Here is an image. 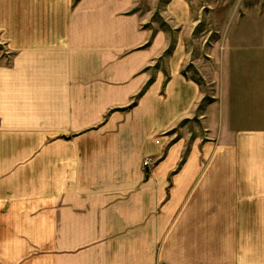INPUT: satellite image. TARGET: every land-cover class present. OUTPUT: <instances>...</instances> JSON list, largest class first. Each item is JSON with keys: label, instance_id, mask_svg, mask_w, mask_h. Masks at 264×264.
Listing matches in <instances>:
<instances>
[{"label": "crops", "instance_id": "0c3cea01", "mask_svg": "<svg viewBox=\"0 0 264 264\" xmlns=\"http://www.w3.org/2000/svg\"><path fill=\"white\" fill-rule=\"evenodd\" d=\"M56 5L0 0V207H24L8 211L11 232L41 217L29 197L40 184L29 181L40 138H57V123L83 114L84 251L50 264H264V50L257 62L236 51L230 61L226 48L221 76L208 75L218 87L206 93L186 69L190 29L172 35L169 53L170 35L154 33L152 14L133 0ZM145 157L154 162L144 172ZM22 172L23 191L8 197ZM57 175L35 174L54 184Z\"/></svg>", "mask_w": 264, "mask_h": 264}, {"label": "rangeland", "instance_id": "374dc122", "mask_svg": "<svg viewBox=\"0 0 264 264\" xmlns=\"http://www.w3.org/2000/svg\"><path fill=\"white\" fill-rule=\"evenodd\" d=\"M49 1L56 2L58 4L56 6L60 8L67 5L74 7L83 0ZM96 1L113 2V0H84V2ZM133 1L138 4L140 12L146 11L147 14H152V21L148 26L154 29V33L155 30L163 29L170 35L172 42L169 53H171V47L175 45L172 35L187 33L189 29L191 30L190 33L194 36L195 42L190 41L191 43H189L190 63L186 69L189 75L191 74L199 81L202 90L206 93L215 91V88L218 87L219 81H211L208 75L211 72L214 75L221 76L219 73L221 71L220 63L226 48L231 53L230 61H234L235 58L232 54L234 55L236 51L238 55H246V52H250L248 55H251L254 61L257 62L258 58L255 57L258 53L257 50H264V39L262 40V37L264 38V0ZM176 7L180 10H174ZM184 9L186 10L185 17L182 16V10L185 11ZM50 11L48 12L50 13ZM176 15L180 16L179 18H185L186 23L182 25L177 23L175 20ZM245 36H248V38L254 36L255 38L251 42L241 41ZM5 45L0 40V50L6 48ZM252 45L254 47H251ZM193 46H195L194 50ZM1 57L3 60L7 59V56ZM165 58H163V63ZM156 65L159 66V62ZM195 66L198 71L194 69ZM239 70L249 73L247 67ZM252 77L255 78V75L251 72L250 86L256 84ZM212 94L215 95V92H212ZM61 95L64 94L61 93ZM65 101H67L66 98L59 96L57 107L60 108L59 105ZM210 102L211 99H205L203 105ZM77 117L81 120L72 122L73 125L70 123L56 124L57 138H40L41 152L38 160L40 163L32 168L34 176L29 180L33 184L39 182L40 184L35 186L36 195H29V197L34 198L35 201L38 200V205L34 209L39 210L41 217L39 219H25L28 222H23L18 233H12L8 221L14 220V218L9 216L8 211L10 208L23 210L24 207L23 205L19 207L17 201L12 202L11 206H9V203H5L3 207H0V264H18L21 258L27 256L44 258L46 264H50L54 258H63L68 253L69 256L64 258L71 257L72 254L79 255L84 251V115L79 114ZM74 118H76V115H74ZM179 126L171 130L169 134L177 132ZM93 127L95 128V125ZM13 140L17 139H4L1 145L9 146L8 143ZM48 147L51 149L56 147V153L54 154V150L48 149ZM186 158H188V155ZM146 160L150 162L148 165H144ZM153 162L151 157H145L141 162L142 171L145 172ZM54 167L57 169V177H61L56 184L45 177L35 176L38 171L41 175H46ZM28 176V173L22 172L16 184L10 188L12 194L8 197H14L19 191H23V187H20V185H23ZM27 196L28 194H25L20 197ZM25 208L28 207L25 206ZM156 217L157 219H149L148 223H151L154 219V225L159 226L161 223L160 215L157 214ZM175 220H169L168 224H173ZM32 223L37 226L29 229ZM39 223H41L40 226ZM183 224L192 225L193 219L186 217L183 219ZM38 229L40 230L36 231ZM154 236L157 239L160 238L158 230L154 231ZM26 237L30 242L29 244ZM30 244H34L35 253L32 252V249L28 250Z\"/></svg>", "mask_w": 264, "mask_h": 264}, {"label": "built area", "instance_id": "2783aa9c", "mask_svg": "<svg viewBox=\"0 0 264 264\" xmlns=\"http://www.w3.org/2000/svg\"><path fill=\"white\" fill-rule=\"evenodd\" d=\"M150 162L148 161V160H146L145 162H144V165H148Z\"/></svg>", "mask_w": 264, "mask_h": 264}]
</instances>
